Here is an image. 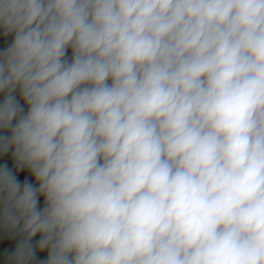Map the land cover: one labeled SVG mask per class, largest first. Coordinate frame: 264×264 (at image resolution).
Masks as SVG:
<instances>
[{
    "label": "clouds",
    "instance_id": "9594fccd",
    "mask_svg": "<svg viewBox=\"0 0 264 264\" xmlns=\"http://www.w3.org/2000/svg\"><path fill=\"white\" fill-rule=\"evenodd\" d=\"M0 264H264V0H0Z\"/></svg>",
    "mask_w": 264,
    "mask_h": 264
}]
</instances>
